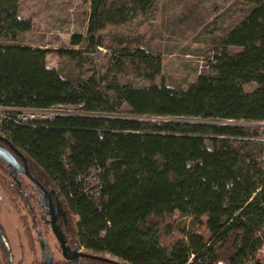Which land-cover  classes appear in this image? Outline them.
I'll use <instances>...</instances> for the list:
<instances>
[{"label": "trees", "instance_id": "trees-1", "mask_svg": "<svg viewBox=\"0 0 264 264\" xmlns=\"http://www.w3.org/2000/svg\"><path fill=\"white\" fill-rule=\"evenodd\" d=\"M239 1L248 9L207 70L178 89L156 81L161 55L131 35L115 37L103 73L71 79L48 65L49 49L18 42L32 23L19 0H0V106L80 110L27 122L11 114L0 123L32 176L59 197L66 237L84 250L77 264H264L256 256L264 243V138L258 126L231 122L264 121V0ZM154 3L91 0L87 31L71 43L104 47L107 29ZM58 52L77 62L83 53ZM29 183L12 185L0 169V191L35 254L39 237L24 210L38 188Z\"/></svg>", "mask_w": 264, "mask_h": 264}, {"label": "rangeland", "instance_id": "rangeland-1", "mask_svg": "<svg viewBox=\"0 0 264 264\" xmlns=\"http://www.w3.org/2000/svg\"><path fill=\"white\" fill-rule=\"evenodd\" d=\"M110 1L119 6L132 5V0ZM19 5L21 16L30 20L32 28L22 33L18 42L49 49L51 52L47 55L48 65L58 69L63 75L76 80L78 77H87L94 71L103 73L104 62L113 53L115 37L131 35L139 38L148 50L161 55L162 74L156 81L163 80L178 89L188 87L199 74L207 70V63L213 59L219 41L248 9V5L239 0H155L150 9L138 12L135 18L120 26L119 30L107 29L104 47L87 49L85 45L72 44L71 37L76 33H86L91 0H19ZM68 48L83 51L80 62L58 52ZM254 87V84L246 85L247 90ZM58 109L69 113L80 112L71 106H61ZM150 118L199 120L193 117ZM231 122L258 126V137L264 138V121ZM6 215L9 218H5L3 229L14 257H22L29 262L31 254L26 252L25 257L19 252L20 245L25 244L26 239L18 213L9 209ZM256 256L264 262V243Z\"/></svg>", "mask_w": 264, "mask_h": 264}, {"label": "flooded vegetation", "instance_id": "flooded-vegetation-1", "mask_svg": "<svg viewBox=\"0 0 264 264\" xmlns=\"http://www.w3.org/2000/svg\"><path fill=\"white\" fill-rule=\"evenodd\" d=\"M0 144L7 146V143L3 141L2 139H0ZM1 168L3 169L4 172L8 174L9 182H11L12 185L18 182L20 185L30 186L29 181L31 179L22 172H19L16 174L14 172L15 168L2 158H0V169ZM48 191H51V190H48ZM54 193L55 195L52 197V201L55 206L54 213L56 216L57 227L59 228L60 231L64 233L66 245L69 247L70 250L75 249V247L77 246L78 247L77 251L80 253H84L83 248H80L77 242H72L69 238L66 237L65 224L67 220H66V217L64 218V215H63L65 212H64L62 204L60 206L57 205L55 198L59 199V197L57 196L56 192ZM25 194L28 197V192H25ZM48 201H49L48 198H44L42 196V194L39 191V188L36 191V195L32 194L31 199L28 197V203H29L30 208L32 207V209L31 210L29 209L30 211L25 209L24 211H27V212H24V214L26 213L30 214L32 218V222H33L30 226L32 225L34 226V232H36V234L39 237V248L37 249L35 254L31 252L29 242L26 236H25L26 243L21 244L19 247L20 248L19 252L23 256H25L26 252L27 253L29 252V254H31L32 258L28 262L22 257L15 259L11 244L8 241L7 235L4 233L3 222L6 221L5 219L6 217L9 218V216L6 215V213L7 211H9V209H13V210L15 209L13 207L14 205L11 199L9 197H6L0 191V206H1V209H0V237L3 240V246H1L0 248V264H32L33 260L39 261L38 264H75L73 261L65 258L63 249L61 247V243L54 233L53 226L51 223L52 215L46 212L48 209L47 207ZM23 231H24V228H23ZM21 246H22V249H21ZM80 257L81 256H79V258ZM79 258H78V261H79Z\"/></svg>", "mask_w": 264, "mask_h": 264}, {"label": "water", "instance_id": "water-1", "mask_svg": "<svg viewBox=\"0 0 264 264\" xmlns=\"http://www.w3.org/2000/svg\"><path fill=\"white\" fill-rule=\"evenodd\" d=\"M0 139H2L3 141H5L8 144V146L0 144V158L4 159L6 162L11 164V166H13L15 168L14 172L16 174L19 172H22L25 175H27L37 185L42 196L44 198L49 199V201L47 202L48 209L46 212L48 214L52 215L51 223L53 226L54 233L61 243V247L63 249L65 258L68 260H71L75 264H77L79 256H83L84 253L78 252L77 246L75 247V249L70 250L69 247L66 245L64 233L62 231H60L59 228L57 227L56 216L54 213L55 206H54V203L52 201V197L55 195V193L53 191H48L34 176H32V174L30 173V171L28 169V164H27V160H26L25 156L19 150H17L16 148H13L10 145L7 138L3 137L0 134ZM55 200H56L57 205L60 206L61 203H60L59 199L55 198ZM63 215L65 218L66 217L65 213ZM256 264H263V263L258 262Z\"/></svg>", "mask_w": 264, "mask_h": 264}, {"label": "built area", "instance_id": "built-area-1", "mask_svg": "<svg viewBox=\"0 0 264 264\" xmlns=\"http://www.w3.org/2000/svg\"><path fill=\"white\" fill-rule=\"evenodd\" d=\"M55 106L52 108H7L0 106V123H2L6 118L12 114L16 121L27 122L31 120H39L50 118L55 114L66 113L59 110ZM57 108V110H55ZM13 117V116H12Z\"/></svg>", "mask_w": 264, "mask_h": 264}]
</instances>
